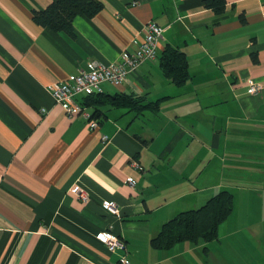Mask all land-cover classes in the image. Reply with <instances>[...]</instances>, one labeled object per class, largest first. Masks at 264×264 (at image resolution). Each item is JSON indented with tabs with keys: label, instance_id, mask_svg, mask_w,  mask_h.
I'll return each instance as SVG.
<instances>
[{
	"label": "crops",
	"instance_id": "obj_1",
	"mask_svg": "<svg viewBox=\"0 0 264 264\" xmlns=\"http://www.w3.org/2000/svg\"><path fill=\"white\" fill-rule=\"evenodd\" d=\"M52 1L0 0V264H118L125 252H110L103 231L125 241L131 264H264L253 224L229 223L237 208L252 213L245 190L264 194V0H226L221 14L204 0H102L93 18H74V37L34 22ZM152 21L164 29L158 58L104 89L159 109H97L81 95L99 125L70 118L49 84L135 52ZM167 47L186 56L183 84L164 73ZM221 190L234 210L217 239L152 245L167 221ZM248 245L258 255L241 254Z\"/></svg>",
	"mask_w": 264,
	"mask_h": 264
},
{
	"label": "trees",
	"instance_id": "obj_2",
	"mask_svg": "<svg viewBox=\"0 0 264 264\" xmlns=\"http://www.w3.org/2000/svg\"><path fill=\"white\" fill-rule=\"evenodd\" d=\"M104 7L102 0H53L43 10L33 11L36 24L51 28L57 32H65L74 37L73 20L78 15L89 18L96 16ZM204 7L221 14L226 7V0H204ZM256 60V57H255ZM162 67L165 75L176 84H183L189 78L187 60L184 52L167 47L162 56ZM86 104L113 105L129 107L141 111L146 107L159 109L157 103L146 105L134 95L105 93L88 96ZM98 111V110H97ZM94 111L92 117L97 113ZM234 210V194L229 190H221L211 197L205 205L198 209L186 210L167 221L159 234L152 240V245L159 249H169L182 241L211 242L218 238L220 225L228 219Z\"/></svg>",
	"mask_w": 264,
	"mask_h": 264
},
{
	"label": "built area",
	"instance_id": "obj_3",
	"mask_svg": "<svg viewBox=\"0 0 264 264\" xmlns=\"http://www.w3.org/2000/svg\"><path fill=\"white\" fill-rule=\"evenodd\" d=\"M163 32L164 29L156 22H149L146 26V35L135 52L125 53L120 61L111 64L90 61L86 66L80 67L78 73L68 80L49 84V92L70 118L84 115L90 120L91 128L98 127V122L92 119L91 113L86 111L85 106L79 101V96L105 93V85L120 87L130 74L137 71L144 62L155 61L159 56L158 48L159 42L163 38ZM261 89L260 83L251 81L248 92L258 93ZM109 139L108 135L102 136L103 142H107ZM127 182L132 187L136 185L134 177H128ZM72 192L83 201L89 199L87 193L79 186H75ZM103 205L109 213L120 215V209L114 201L106 200ZM99 240L108 247L110 252L117 250L125 252L120 257L118 264H131L124 240L110 231L101 232Z\"/></svg>",
	"mask_w": 264,
	"mask_h": 264
},
{
	"label": "rangeland",
	"instance_id": "obj_4",
	"mask_svg": "<svg viewBox=\"0 0 264 264\" xmlns=\"http://www.w3.org/2000/svg\"><path fill=\"white\" fill-rule=\"evenodd\" d=\"M243 195H247L248 197L246 198V200L250 197V199L252 198V213L250 214L248 211L246 213V211H243L242 213L240 212V210L237 208V210H235V213L229 218V223L230 225H233V223H237L239 224V222H241V224H253L251 225L250 228V235H251V239H253V241H255L256 246L257 244L260 246V249L258 248L259 254L262 252V255L264 254V194H258V193H249L247 190L244 191ZM244 200L246 203L248 201ZM248 204H244L243 205V209L247 208ZM227 223H225L224 225L220 226V233L223 232L224 228L223 226H226ZM240 238V237H239ZM250 239V238H248ZM244 251L240 252L241 254H245L247 256H249V254H256L258 255V251L257 249L254 250L253 247H251L250 245H248V247L244 246ZM251 251V252H249ZM261 256V255H260Z\"/></svg>",
	"mask_w": 264,
	"mask_h": 264
}]
</instances>
